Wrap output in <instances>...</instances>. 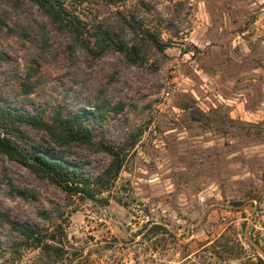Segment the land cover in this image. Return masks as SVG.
I'll use <instances>...</instances> for the list:
<instances>
[{
    "label": "rangeland",
    "instance_id": "374dc122",
    "mask_svg": "<svg viewBox=\"0 0 264 264\" xmlns=\"http://www.w3.org/2000/svg\"><path fill=\"white\" fill-rule=\"evenodd\" d=\"M83 1L85 37L98 24L113 29L137 46L135 62L113 49L69 50L71 38L34 3L1 1L7 23L28 34L0 35V104L45 119L102 104L89 115L93 140L121 146L122 167L87 199L0 154V173L32 193L11 199L0 187V211L63 231V256L52 261L0 224V264H262L264 0ZM40 27L51 45L45 56ZM43 140L46 154L92 177L110 163L94 146Z\"/></svg>",
    "mask_w": 264,
    "mask_h": 264
},
{
    "label": "trees",
    "instance_id": "16d2710c",
    "mask_svg": "<svg viewBox=\"0 0 264 264\" xmlns=\"http://www.w3.org/2000/svg\"><path fill=\"white\" fill-rule=\"evenodd\" d=\"M1 1L16 5L19 0ZM29 1L34 3L50 19L59 33L71 38L72 42L67 45L69 50L79 47L93 57H98L113 49L126 57L129 62H135L138 54L137 46L134 43L129 45V43L123 42L120 35L115 34L113 29H108L98 24L92 35H89V38L85 37L87 29L76 9V5H82L83 0ZM142 33L149 37L150 43L155 47L160 50L164 48V44L149 31ZM1 34H15L25 37L28 33L10 26L0 14ZM40 36L39 54L45 56L46 51L51 46L45 27H40ZM35 62L38 64L37 60ZM29 77L27 76L26 78L27 82H22V90L25 94H30L32 90ZM89 104L88 106L93 108L90 113L73 109L65 111L59 108L53 112L50 119H45L42 113H26L0 104V154L23 165L33 174L46 178L49 183L58 186L68 195L94 199L96 189L99 186L117 177L122 167L124 154L121 146L113 145L103 140L98 142L93 140V128L89 123V115H99L103 105L100 103ZM45 137L50 139L52 144L62 148H67L73 143L80 146H94L98 151L108 155L110 163L102 171L101 175L92 177L83 171L80 164L71 163L66 159L46 154L43 151L45 150L43 147V138ZM105 178L106 181H104ZM0 187L6 189L5 194L11 199L21 197L28 200L32 196L27 187L12 182L5 171L0 173ZM37 213L46 212L38 211ZM0 224L7 226L9 232L16 233L22 237L21 244L41 249L46 257L52 261H57L63 256V247L61 246L63 231L61 225H56L54 230L48 234V230L46 229L44 232L39 225L21 224L4 215L1 211ZM159 228H161L160 225L153 224L148 230L158 232ZM258 262L264 264V260L260 257H258Z\"/></svg>",
    "mask_w": 264,
    "mask_h": 264
}]
</instances>
